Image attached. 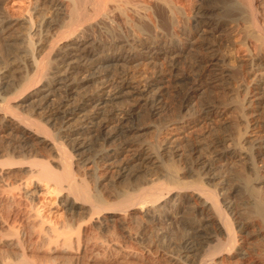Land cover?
I'll list each match as a JSON object with an SVG mask.
<instances>
[{"label": "bare ground", "instance_id": "6f19581e", "mask_svg": "<svg viewBox=\"0 0 264 264\" xmlns=\"http://www.w3.org/2000/svg\"><path fill=\"white\" fill-rule=\"evenodd\" d=\"M243 1L215 0L209 4L203 1L195 8L192 19L196 29L201 21L207 24L206 19L215 11L231 16L235 25L242 26L245 20L249 22L250 29H244L243 43L255 52L251 60L255 72L247 102L256 115L264 105V21L260 12L263 6L260 3L264 0ZM3 2L0 0V49L10 51L11 57L9 74L0 76V197L8 205H18L21 199L13 189L27 188L46 197L54 194L64 214L52 219L40 210L28 209L24 223L20 222L16 228L10 212L0 214V264H89V261L102 258L107 261L129 256L136 258L138 255L127 249L126 242L132 230L141 226L143 216L148 221L155 220L154 213L153 217L148 213L150 209H142L144 206L159 209L162 196L158 188L164 185L152 183L142 187L137 181L142 172L159 171L168 177L169 183H175V172L163 167L157 149L149 141L130 136L142 130V126L133 123L134 108L122 110L116 103L118 98L142 97L157 84L139 89L124 79L112 78L107 84L110 85L108 90L100 88L92 94L78 95L81 83L90 78L106 77L112 65L132 59L115 53L103 61L101 47L87 44L90 38L87 30L93 20L119 22L131 18L132 14L125 11L129 8L140 16L145 27L140 24L141 32L147 29L152 14L157 16L152 8L160 10L173 29L176 16L184 8L183 0H31L29 13L20 19L11 18ZM244 8L247 15L243 14ZM123 10L125 16H122ZM210 25L209 29L218 28L216 24ZM68 36H72V40L55 49L56 41ZM203 46L206 51L201 63L204 66L216 64L220 57L215 46L210 43ZM143 47L142 53H148L146 57L150 58L151 44ZM174 48L172 43L168 53L173 54ZM156 88L153 94L159 95L158 85ZM189 88L193 94L200 90L196 86ZM56 90H62L65 98L54 100ZM75 96L77 98L71 101ZM205 104L202 111L208 113L212 105ZM154 108L155 113L162 109ZM262 124L264 126V120ZM47 127L56 128L61 137L69 141L77 160L91 158L95 168L88 165L84 171L77 164V176L71 168L70 155L49 134ZM182 127L181 120L171 127L165 148L177 145L184 138L186 133ZM201 147L189 146L190 161L207 177L222 181L227 176L228 162L224 160L230 155L243 158L248 168L253 166L249 151L239 141L232 147H225L218 140L210 146L213 148L210 159L201 155ZM42 148L50 150V157L30 160V155L39 153ZM250 149L260 158L264 168V135L254 138ZM14 167L20 169L21 177L11 181ZM87 172L93 175L91 187L80 176ZM234 178L237 186L222 187L221 193H237L241 189L243 200L235 204L227 196L223 199V207L214 192L199 183L194 184L188 200L196 204L195 212L192 217L178 219L182 225L180 235L169 239L163 248L152 245L154 248L142 250L141 259L150 264H191L195 261L222 264L223 261H216L214 256L224 252L229 257L247 258L248 250L242 236L258 233L264 236V194L258 185L264 182V175L253 178L246 172H239ZM121 181L132 185L116 188ZM170 202L172 209L183 205L180 200V204L169 201L168 206ZM241 214L248 219H241ZM256 219L258 225L254 229ZM201 250L203 253L198 256ZM260 257L264 260V249ZM256 261L251 259L250 263Z\"/></svg>", "mask_w": 264, "mask_h": 264}, {"label": "rangeland", "instance_id": "374dc122", "mask_svg": "<svg viewBox=\"0 0 264 264\" xmlns=\"http://www.w3.org/2000/svg\"><path fill=\"white\" fill-rule=\"evenodd\" d=\"M203 1L204 4H209L215 0H207V2L206 0H183L184 8L176 16L174 21L176 27H173V29L168 23L169 20L164 17L165 15L159 13L161 11L151 7V11L155 10L154 12H157L158 17L152 14L150 22L147 23L148 27H146L147 29L144 32H141L142 29L140 27L142 24L139 14L131 8L125 10L132 14L131 18H125V20L119 22L111 19L93 20L91 22L92 25L87 30L90 37L87 44L89 46L96 44V46L101 47L100 57L103 61L110 59L115 53L130 56L132 59L112 65L106 77L87 79L77 88V94H92L99 91L100 88L108 90L110 85L107 84L110 83L112 78L116 80L124 79L129 85L136 86L139 89L145 88L151 83H156L159 87L157 90L159 95L153 94V91L157 89L156 85L150 91H145V95L142 97L118 98L116 104L119 107L121 106L122 110L134 108V113L136 114L133 117V123L142 126V130L134 132L130 136L135 139L142 138L149 141L157 149L163 167L175 172V183H169L168 177L159 171L153 174L142 172L137 181L142 187H147L152 183L164 184L158 188L162 196V200L158 205L159 209L158 207L151 209V207L146 208L145 206L142 209L143 211L150 209L151 211H148V213L149 215L154 213V217L153 215L152 217L155 220L148 221L143 216L141 226L132 230L131 237L126 242L127 249L135 251L138 256L136 258L129 256L118 260L109 259L108 261L102 258L96 261H89V264L98 262L104 264H148L149 262L141 259V251L153 246L163 248L169 239L178 237L182 232V225L178 219L182 217L187 219L194 215L196 204L192 200H188L190 189L194 184L199 183L214 192L218 202L221 200L222 206L225 207L223 199L227 196V199L235 204L243 200L241 189L237 193L235 191L221 193L223 191L222 187L229 185L231 189V187L237 186L238 182L234 178L235 175L239 174V172H246L253 178H259L264 175V168L260 158L253 154L254 150L251 151L250 149L252 140L264 135V126L262 124L264 120V105L255 115L254 112H251V106L247 102L255 72V69L251 66V60L254 58L255 52L252 49L248 50L247 45L243 43V33L248 28L250 29V24L245 20L242 26L241 24L240 26L235 25L231 21V16L216 13L217 11H215V15L212 13V17L208 20L206 19L207 24L201 21L196 29L192 17L195 14V8L199 7ZM241 1V3L244 2L243 0ZM3 3L2 6L7 9L6 13L9 11L11 16L8 15L14 19H20L27 12L29 13L31 6V0H4ZM260 4H263V6L261 7ZM260 4L259 8L261 7V11H259L262 12V21H264V2ZM125 11L121 12L122 16H125ZM246 13L244 8L243 14L247 15ZM154 21L156 23H153ZM160 23L161 26L159 25ZM215 24L218 25V28L209 29V25ZM199 27L200 29H198ZM71 37L58 39L54 46L55 49L58 50L63 44L70 42L72 40ZM171 42L175 46L173 54L168 53L169 46L172 45ZM207 43L215 46L214 48L217 49L220 57L217 63L211 66H204L201 63L206 51L203 45L207 46ZM145 44H151L149 55L151 53L152 56L150 58L146 57L148 53H142L145 50V47H143ZM10 57V51L0 49V76L9 74L7 68L10 67ZM200 64L202 65L199 66ZM203 67L205 68L203 69ZM31 72L30 69V74ZM85 72L83 75L86 74ZM192 86H196L200 90H196L194 94L190 93L188 89ZM56 91L54 93L55 96H53L54 100L65 98V93L62 90ZM76 98L77 96L70 99L74 101ZM205 103L212 105L208 113L202 111V107L206 105ZM154 107L162 109L160 112L155 113ZM180 120L184 124L182 129L186 135L181 139V143L179 142L173 147L165 148L166 137L169 136L168 133L171 131V127L179 124ZM47 129L49 134L70 155L71 168L76 172L77 176V164L84 171L87 170L88 165L91 168H95L90 160L91 158L81 161L76 159L75 155L72 154L69 141L61 137L56 128L47 127ZM218 140L225 147H232L235 142L239 141V144L250 153L251 162L253 163L252 168H248L245 165L243 158L230 155L224 160L228 162L226 165L227 176L222 181H218V179L207 177L200 169L191 164L190 145L197 144L202 146L201 155L208 159L213 157V155L211 156L213 148L211 149L210 146L217 143ZM99 143H104L103 146L105 147L108 146L107 143L101 140ZM50 155V150L42 148L39 153L30 155V160L46 159ZM11 174V181L21 177L18 167H14ZM80 176L90 187L92 186L93 175L87 172ZM116 185V188H127L132 183L121 181ZM258 185L260 186V191L264 194V182ZM12 192L21 199V203L8 205L0 197V214L10 212L14 218L12 224L15 228L20 222L24 223L28 209L40 210L52 219L64 214L63 208L54 194L46 197L42 196L43 194L30 192L27 188L21 187L18 190L13 189ZM180 200L183 205L178 207L179 209H172L171 202L170 206H168L169 201L180 204ZM158 217L164 218L157 220ZM240 217L243 220L248 219L245 214H241ZM232 224L234 226L236 220L232 221ZM257 225L258 221L256 219L252 228L255 229ZM242 238L248 250L247 258L241 259L233 255L229 257L224 252L220 254L221 256L218 254L214 256L215 260H222V264H264V260L260 257V252L264 249V236L258 233L249 236L244 235ZM202 253L203 250L198 253V256ZM251 259L258 261L250 263ZM191 264L198 263L195 261Z\"/></svg>", "mask_w": 264, "mask_h": 264}]
</instances>
